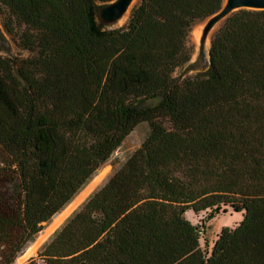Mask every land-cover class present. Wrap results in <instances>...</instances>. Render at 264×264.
<instances>
[{"label":"trees","instance_id":"16d2710c","mask_svg":"<svg viewBox=\"0 0 264 264\" xmlns=\"http://www.w3.org/2000/svg\"><path fill=\"white\" fill-rule=\"evenodd\" d=\"M0 0L18 56L0 54V264H13L141 123L149 132L25 264H264V9L214 33L205 72L197 21L224 0ZM101 19V21L99 20ZM242 212L208 255L188 210Z\"/></svg>","mask_w":264,"mask_h":264},{"label":"rangeland","instance_id":"374dc122","mask_svg":"<svg viewBox=\"0 0 264 264\" xmlns=\"http://www.w3.org/2000/svg\"><path fill=\"white\" fill-rule=\"evenodd\" d=\"M138 1L139 0L136 1L135 5ZM131 10L115 23L105 26L107 28H120L125 26L128 23ZM99 20L101 21V19ZM204 25L205 19L197 21L193 25L187 40V44L191 52V59L187 64L176 70L174 74L176 78L183 79L186 77H193L207 70L209 65V49L211 40L217 29H213L207 35H204ZM196 31H199L198 36L195 34ZM24 53L25 52L17 46L13 37L5 32L2 25V15L0 14V54L4 56H18ZM148 132V123H141L138 125L125 139L122 145L114 152L109 161L97 170L95 175L61 212L73 205L70 211L56 223L48 235L42 236L43 231L53 224L55 219V217H53L51 221L44 226L43 230L35 237V239L26 246L24 251L17 257L13 264H25L30 258H38L39 251L52 239L54 234L65 224L68 218L77 212L93 193L102 188L114 175V173L120 169L128 158L141 146L148 135ZM85 190H87V193L81 197ZM185 216L193 224L199 225L202 229L199 242L200 246L208 252V255H211L214 242L216 241L222 228H234L243 219L242 212H235L230 207H228L227 211L221 210L211 218L208 217L207 211L195 213L193 210H188L185 213ZM24 254H27L26 259L21 263L18 262V258ZM38 264L44 263L42 260H39Z\"/></svg>","mask_w":264,"mask_h":264},{"label":"water","instance_id":"95a60500","mask_svg":"<svg viewBox=\"0 0 264 264\" xmlns=\"http://www.w3.org/2000/svg\"><path fill=\"white\" fill-rule=\"evenodd\" d=\"M136 1L113 0L101 9L100 17L108 25L113 24L129 12ZM243 8L264 9V0H224L222 8L205 19L204 35L218 29L232 13Z\"/></svg>","mask_w":264,"mask_h":264},{"label":"bare ground","instance_id":"6f19581e","mask_svg":"<svg viewBox=\"0 0 264 264\" xmlns=\"http://www.w3.org/2000/svg\"><path fill=\"white\" fill-rule=\"evenodd\" d=\"M197 36L199 35V31H196V33H195ZM87 193V190H85L83 193H82V195H81V197L84 195V194H86ZM73 206V205H72ZM72 206H70V207H68L66 210H64L63 212H59V213H57V215H55V219H54V222H53V224L51 225V226H49V228H47L45 231H43V235L42 236H46V235H48L51 231H52V228L56 225V223L57 222H59L69 211H70V209H71V207ZM26 257H27V254H24V255H22V256H20V258H18V262H23L25 259H26Z\"/></svg>","mask_w":264,"mask_h":264},{"label":"crops","instance_id":"0c3cea01","mask_svg":"<svg viewBox=\"0 0 264 264\" xmlns=\"http://www.w3.org/2000/svg\"><path fill=\"white\" fill-rule=\"evenodd\" d=\"M57 215V214H56ZM55 217V216H54Z\"/></svg>","mask_w":264,"mask_h":264}]
</instances>
